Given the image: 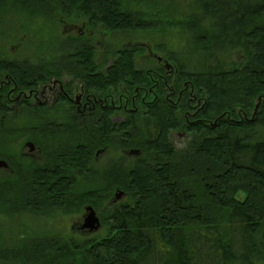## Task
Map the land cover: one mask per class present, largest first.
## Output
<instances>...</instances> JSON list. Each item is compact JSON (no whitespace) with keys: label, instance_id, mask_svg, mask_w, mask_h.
I'll use <instances>...</instances> for the list:
<instances>
[{"label":"trees","instance_id":"1","mask_svg":"<svg viewBox=\"0 0 264 264\" xmlns=\"http://www.w3.org/2000/svg\"><path fill=\"white\" fill-rule=\"evenodd\" d=\"M20 1L37 6L50 3ZM156 1L53 0L66 18L87 19L109 31L154 28V10L168 16L175 0H164L163 10ZM188 1L194 14L187 27L195 36L199 58L191 66L175 61L179 88L187 83L200 101L197 119L180 121L179 114L172 115L161 91L157 108L141 122L143 130L130 129L128 124L121 140L123 148L144 150L142 160L127 159L122 166L116 162L103 173L92 170L90 180L85 173L87 149L80 148L73 152L74 159L64 162V169L74 167L77 174L70 170L73 176L67 182H0V211L6 217L24 211L20 208L24 196L29 205H41L44 210L58 207L63 213L100 208L116 190L126 196L124 204L105 211L104 237L40 236L14 250H0L5 254L1 259L19 264H264V0ZM34 20L29 17L30 23ZM226 48L241 51L242 61L224 57L221 49ZM81 52L73 66L89 72L90 52L86 48ZM123 52L109 73L120 80L138 75L135 57ZM0 70H11L19 84L32 80L30 73L14 72L4 63ZM145 81L139 80L140 84ZM6 104V91L0 90V158L19 165V178L53 180L37 167L24 169L19 151L12 152L11 147L20 137L37 142L57 137L50 134L53 123L42 126L32 120L27 126L10 127ZM188 104L187 98L184 108ZM112 127L108 122L104 130L109 138ZM183 127L187 140L176 147L170 133ZM61 128L67 134L61 135L65 141L57 142L58 146L85 144L78 129L68 124ZM80 174L83 182H76ZM239 194L243 200L237 198Z\"/></svg>","mask_w":264,"mask_h":264},{"label":"flooded vegetation","instance_id":"2","mask_svg":"<svg viewBox=\"0 0 264 264\" xmlns=\"http://www.w3.org/2000/svg\"><path fill=\"white\" fill-rule=\"evenodd\" d=\"M50 7L56 9L60 6L55 3H38L37 6L35 3L29 4L20 0L0 2V30L5 24L6 13L15 15L25 11L27 19L22 20L21 29L27 32L30 17L28 10ZM73 18H75V21H82L80 27L72 22ZM58 20L69 28V32L60 34L65 42L59 44V48L41 51L39 56V52H35L37 54V57L33 55L35 61L33 59V61L29 60L27 56L9 59L0 55V63L13 67L14 72L18 70V72L30 73L32 79L28 84L27 81L24 84L22 82L19 84L13 81L11 70L5 72L0 70V90L6 91V118H8V121L23 120L29 122L36 120L42 126L47 122L53 123L56 130L54 129V132L51 131L50 134L57 135V137L43 139L41 142L25 138L23 151H19L20 164L24 169L37 167L43 174L45 172L51 174L54 177L53 180H50V178L41 180L19 178V165L13 166L7 160L0 158L8 164V168L0 169V171L9 172L14 176L13 179H6L7 182H67L73 176V172L75 174L76 172L73 171L74 167L64 169V162L67 161V158L69 160L74 159L75 154L73 152L80 150V148L87 149L85 173L86 176L90 174L88 178L91 180L93 158L98 160L100 156L107 154L109 151L116 149L125 159L132 160V162L142 158V149L123 148L121 140H124L126 136L128 124H131L130 129L143 130L140 127L141 122L150 114L153 108H157L161 91H166L164 93V103L168 104V109L172 115L179 110L187 97L188 112L191 109L190 107L196 108L200 104L197 95L190 90L187 83L182 84V89L179 88L180 71L177 66L164 57H158L152 46L143 44L133 46L129 44L130 46L114 50L116 48L115 42L110 40V34L122 31H109L102 25L95 26V23H91L87 19L66 18L64 13L61 12L57 16ZM76 31L77 36L74 34ZM96 37L98 38L97 41ZM25 45V42L20 43V46L24 47L26 51L28 46L25 48ZM82 48H86L90 52L93 66L89 72L79 66H73V63L77 62L79 55L82 54ZM142 49L148 52L147 56L144 57L149 62H156L154 67H135L134 69L138 72V75L129 79L124 76L122 80L116 79L114 74L109 76L110 70H115L114 64L124 55L123 51H128L126 54L130 56L133 55L138 65V62L143 59ZM29 63L34 66H30ZM142 79L146 80L144 84L139 82ZM150 81L153 82L152 86H150ZM133 88H135V92L131 93L130 90ZM149 97L152 100H149ZM196 100L197 103H195ZM190 103L194 104L190 106ZM185 117L187 120L190 119L189 114ZM108 122L113 124V133L117 134L112 133L111 138L108 137V133L104 134ZM64 124L78 129L85 141L83 146H58V143L65 141V138L61 135L67 134L61 128ZM96 134H99L98 138H96ZM118 136H122V138ZM171 136L172 134H170V139ZM109 139L112 141L111 143L108 142ZM28 144L33 146L29 147ZM15 151V149H12V152ZM120 160L122 161V158ZM36 163L37 165L39 163V166ZM81 178L80 174V178L76 179V182H83V178ZM85 180L84 182H86ZM2 181L4 180H0V182ZM23 198L25 200L20 208L24 211H20L18 212L20 214L14 216L34 214L37 217H42L44 212L60 211L56 210L58 207H53V210L50 208L44 210L41 205H29L28 196ZM83 226L81 229H85ZM3 246L6 249L0 248V250H14L5 247L9 244ZM4 255L0 254V257Z\"/></svg>","mask_w":264,"mask_h":264},{"label":"rangeland","instance_id":"3","mask_svg":"<svg viewBox=\"0 0 264 264\" xmlns=\"http://www.w3.org/2000/svg\"><path fill=\"white\" fill-rule=\"evenodd\" d=\"M49 1L50 3H54L53 0ZM164 2V0L163 2L161 0H157L156 5H160L159 7L162 10L166 9L167 6ZM133 8L139 10L142 9L136 4H133ZM48 10L40 8L28 10L29 16H33L35 20L34 24L28 22L27 32L21 29L22 20L27 19L25 11L15 15L6 13L5 24L3 25L2 30H0V55H3V57H8L9 59H18L20 56H27L29 57V60L33 61V55H36L37 57L35 52H39V56L41 51L49 50L51 48H59V44L65 42L63 41V37L60 34L67 33V31L69 32V28L65 27V25L59 20L57 21V16H59L60 13L57 8L54 9V13H51ZM154 13L156 15L154 16L155 18L153 22L156 24L154 28L145 31L136 29L110 34V40L115 42L116 48H114V50L125 48V46H130L129 44H132L133 46H136L137 44H143L146 46H152L158 57H164L165 59H168V56L173 57L174 60L170 61L173 62L175 66H177L175 61L177 59H180L188 66L195 64L199 58L195 53L197 45L195 43V36L189 31L187 27V24L193 19L194 14V9L191 3L188 0H185V2H178L175 0L169 6L168 16H166L164 13L157 14L155 10ZM160 20L162 23H160ZM72 22L79 27L82 24V21H75V18H73ZM74 34L77 36V31ZM97 40L98 38L96 37V41ZM21 42L26 43L25 48L28 46L26 51L24 50V47L20 46ZM159 46H161L163 50L159 49ZM142 51L143 59L138 62L137 67H154L156 62H149V60L144 57L147 56L148 52H145L144 49H142ZM221 54L224 57L237 62H241L242 58L244 57V54L238 49H221ZM151 84H153V82L150 81V86H152ZM187 98L183 101L182 106L179 107V110H177L176 113L179 114L180 121H183V118L187 114H189L190 121H195L199 112L198 106L200 105H198L196 108L190 107L191 109L188 112V109L184 108L186 106L185 103L187 102ZM148 99L152 100L151 97ZM27 125V121L10 122V127ZM170 134H172L170 140L176 147H179L180 144H185V141L188 137V132L184 130V127L173 130ZM25 142L26 139L24 137H20L11 147L16 151H23ZM142 153V157H145L146 152L143 150ZM121 155L122 154L118 153L115 149L109 151L105 155L100 156L98 160L93 158L92 168L94 171L96 169L98 172L103 173L110 167H113L114 165L111 164L116 162L120 161L119 166H122L125 164L123 161L127 159ZM121 158L123 164L121 163ZM37 166H39V163ZM13 178L14 176L9 172L0 171V180H8ZM120 192L123 193V191L116 190L111 194V198L103 204L104 206L95 208L97 216L101 222V228L97 232L93 233H91L89 229H81L82 225L85 224V217L87 215L85 208H83V210L80 212L75 210H72V212L69 213H63L61 211L49 212V216L46 212H44L42 217H37L34 214L19 216L13 215L6 217L0 211V248L6 249L3 246L4 244H9V246L5 247H10L11 249L17 248L20 246L19 244L25 240L26 242H30L34 241V239L37 237L45 235L64 238L72 237L79 240L90 237H104L108 229L103 223V218H106L105 211H107L112 206L119 205L121 203L124 204L126 201V196L124 195L125 193H123V196L117 200L116 196ZM237 198L243 200L244 195L239 194ZM0 264L19 263L13 262L12 260H6L4 258L1 259L0 257Z\"/></svg>","mask_w":264,"mask_h":264},{"label":"water","instance_id":"4","mask_svg":"<svg viewBox=\"0 0 264 264\" xmlns=\"http://www.w3.org/2000/svg\"><path fill=\"white\" fill-rule=\"evenodd\" d=\"M167 66H170V65L167 64ZM28 146L31 147L33 145L32 144H28ZM6 168H8V164L6 163V161L0 160V169H6ZM121 196H123V193L122 192L118 193L117 196H116L117 200H119L121 198ZM86 213H87V215L85 217V224H84L83 227L85 229H89V231L91 233L97 232L101 228V222H100V219L97 216L96 211L92 207H88L86 209Z\"/></svg>","mask_w":264,"mask_h":264}]
</instances>
